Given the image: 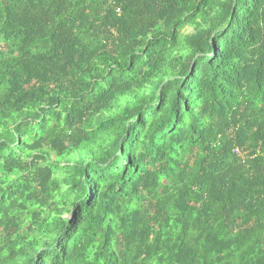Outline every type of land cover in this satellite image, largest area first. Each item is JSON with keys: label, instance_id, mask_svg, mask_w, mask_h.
Instances as JSON below:
<instances>
[{"label": "trees", "instance_id": "1", "mask_svg": "<svg viewBox=\"0 0 264 264\" xmlns=\"http://www.w3.org/2000/svg\"><path fill=\"white\" fill-rule=\"evenodd\" d=\"M0 264H264V0H0Z\"/></svg>", "mask_w": 264, "mask_h": 264}, {"label": "built area", "instance_id": "2", "mask_svg": "<svg viewBox=\"0 0 264 264\" xmlns=\"http://www.w3.org/2000/svg\"><path fill=\"white\" fill-rule=\"evenodd\" d=\"M235 153H236L237 155H239V154H240V151L237 149V150H235Z\"/></svg>", "mask_w": 264, "mask_h": 264}]
</instances>
